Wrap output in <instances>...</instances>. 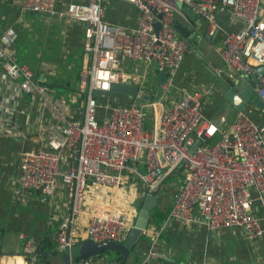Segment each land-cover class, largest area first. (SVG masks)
<instances>
[{"label": "built area", "instance_id": "built-area-1", "mask_svg": "<svg viewBox=\"0 0 264 264\" xmlns=\"http://www.w3.org/2000/svg\"><path fill=\"white\" fill-rule=\"evenodd\" d=\"M124 1L139 10L137 25L129 31L107 21L109 0L20 1L22 12L85 25V61L79 82L83 103L79 108L57 100L54 90L21 64L15 49L17 31L0 25V66L10 87L21 97L40 102L39 140L36 149L22 154L18 193L24 196L37 191L51 201L63 188L68 214L55 235L58 252L70 251L87 239L97 243L125 240L134 220L115 200L126 184V174L154 195L172 175L183 179L164 225L153 231L151 246L139 264H159V236L172 221L186 227L203 225L216 233L241 229L252 241L264 237V131L256 109L237 112L230 128L222 129L202 113L210 90L173 94L174 77L189 50L175 29L178 18L190 23L189 18L177 5L195 11L212 37L220 29L217 14L228 11L239 28L225 32L218 54L231 71L252 76L264 66V0ZM128 61L145 69L129 74ZM150 64L167 76L158 102L144 100L149 94L146 68ZM257 77L255 93L264 102V73ZM112 84L135 85L137 96L124 97L129 99L124 103L122 99L102 102L94 95L97 90L108 91ZM159 104L163 107L160 117ZM146 121H151L149 128ZM0 135L12 141L28 139L16 109L3 103ZM201 136L208 143L193 147ZM90 185L112 191L114 202L91 201L86 210ZM84 216L87 224L83 227ZM24 239L23 254L36 256L37 240ZM70 264L96 261L84 258Z\"/></svg>", "mask_w": 264, "mask_h": 264}, {"label": "crops", "instance_id": "crops-1", "mask_svg": "<svg viewBox=\"0 0 264 264\" xmlns=\"http://www.w3.org/2000/svg\"><path fill=\"white\" fill-rule=\"evenodd\" d=\"M20 1L0 0L1 27H13L17 31L19 38L15 49L19 58L25 55V61L33 62L32 70L38 80L52 87L55 98L70 106L81 107L83 102L79 82L85 61V25L39 13L22 12ZM69 1L74 0H61L63 3ZM138 17L139 10L124 0H109L106 5V19L111 25L129 31L136 27ZM217 20L219 31L206 39L205 21L200 16L196 20L189 19L190 23L177 19V24L188 32L184 39L189 50L174 77L173 94L196 89L210 90L211 95L202 109L203 116L218 127L229 129L237 111L225 101L222 83L233 85L245 75H238L227 68L218 54L225 32L236 31L239 24L228 11L217 14ZM125 67L132 75L145 69L132 61H128ZM146 69L149 92L156 91L160 71L155 64L148 65ZM150 76L152 79L157 78V81L153 79L154 82H151L153 87L149 85ZM128 101L127 98L122 99L124 103ZM0 103L16 109L21 127L28 135L27 140L20 141L0 135V264H29L23 254L24 238L31 237L37 241L47 239L56 247L55 235L62 219L68 214L65 191L63 188L57 191L51 201L37 191L20 196L18 181L21 157L26 151L37 148L40 102L21 97L15 88L10 87L0 66ZM2 112L4 116H9L8 111ZM255 116L264 131V113L256 110ZM218 139L219 135L211 143ZM125 179L126 184L119 191L121 195L115 203L135 221L146 191L142 185H137L133 175L126 174ZM182 186L183 179L174 176L155 194L158 206L151 213L153 221L130 254L127 264L140 263L142 254L151 246L153 231L164 225ZM111 192L109 189L100 191L90 185L85 197L86 210L91 201L113 203ZM255 210L262 216L260 207L256 206ZM81 223L83 227L87 224L86 216L81 219ZM159 243L162 246L159 264H264V237L256 241L248 240L241 229L232 228L216 233L203 225L186 227L172 221L160 234ZM103 263V259L96 261V264Z\"/></svg>", "mask_w": 264, "mask_h": 264}, {"label": "water", "instance_id": "water-1", "mask_svg": "<svg viewBox=\"0 0 264 264\" xmlns=\"http://www.w3.org/2000/svg\"><path fill=\"white\" fill-rule=\"evenodd\" d=\"M178 8L183 9L184 14L191 20L197 19V13L192 9H187L180 3L177 5ZM160 17V16H159ZM159 28V25L156 26ZM175 29L179 35L184 39L188 36V32L176 23ZM209 39V35L204 36ZM264 73V66L255 69V74L252 76L245 75L240 77L233 85L222 83L225 91L223 97L225 101L229 104L231 109L241 112L252 106L258 111L264 113V102L256 95L255 91L258 86V77ZM166 73L160 71L159 73V86L156 91H150L148 95L144 96L145 101L158 102L162 92L163 86L166 82ZM138 87L130 84H112L108 91H95L94 95L96 97L106 96L111 97L113 95H119L133 99L137 96ZM163 107L161 104L158 105L159 117L162 114ZM206 138L201 136L195 141L193 147L199 144L205 143ZM193 150V149H192ZM192 152V151H191ZM158 206V199L154 194H149L147 192L143 193V201L138 210V214L134 221L133 227L128 232L125 240L122 243L113 242H101L97 243L91 239L84 240L74 246L70 251H63L57 253H47L45 254L48 264H70L78 259H84L89 257L100 258L106 251H114L121 256V261L112 260L111 264H127V260L134 252L136 246L140 242L143 233L147 231L150 222L153 221L152 212Z\"/></svg>", "mask_w": 264, "mask_h": 264}, {"label": "trees", "instance_id": "trees-1", "mask_svg": "<svg viewBox=\"0 0 264 264\" xmlns=\"http://www.w3.org/2000/svg\"><path fill=\"white\" fill-rule=\"evenodd\" d=\"M50 88L52 89V87H50ZM207 143L208 142H206V144ZM174 176L176 177V174L175 175H172L170 177V179L173 178ZM37 242H38V246H39L37 255L36 256H30V255H25L24 254L25 255V258H26V261L29 264H48L45 254H47V253H57L58 251L55 249L56 248L55 247V244L52 243L50 240H47V239H45L43 241H37ZM93 259L95 261H100V260L103 259V262H104L103 264H111L112 263V260L121 261V256L118 253L109 250V251H106L104 253V255H102L100 258H95L94 257ZM80 260L81 259H78L75 262H79Z\"/></svg>", "mask_w": 264, "mask_h": 264}, {"label": "rangeland", "instance_id": "rangeland-1", "mask_svg": "<svg viewBox=\"0 0 264 264\" xmlns=\"http://www.w3.org/2000/svg\"><path fill=\"white\" fill-rule=\"evenodd\" d=\"M24 59H25V55H23L21 59L19 58V61L21 62V64L26 63V65L28 64L27 66H30V68L33 69V65H32L33 62H32V61H25ZM153 79H154L155 81H157V78H153ZM153 79H152L151 76L149 77V85H150L151 87H153V85L151 84V82H152V83L154 82ZM155 85H156V83H155ZM97 98H99L102 102H106V101H108V100H109V101H112V102H116V101H118L119 99H124V97L119 96V95H113V96H111V97L99 96V97H97ZM125 101H127V100H125ZM150 124H151V121H150V123L146 121V126H147V128H149ZM161 192H164V190H161Z\"/></svg>", "mask_w": 264, "mask_h": 264}, {"label": "flooded vegetation", "instance_id": "flooded-vegetation-1", "mask_svg": "<svg viewBox=\"0 0 264 264\" xmlns=\"http://www.w3.org/2000/svg\"><path fill=\"white\" fill-rule=\"evenodd\" d=\"M89 258H93V257H89Z\"/></svg>", "mask_w": 264, "mask_h": 264}]
</instances>
